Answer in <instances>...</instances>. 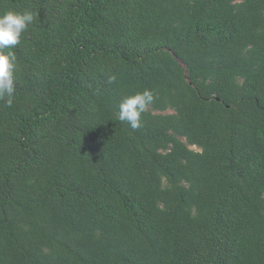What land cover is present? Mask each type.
<instances>
[{"label":"trees","instance_id":"trees-1","mask_svg":"<svg viewBox=\"0 0 264 264\" xmlns=\"http://www.w3.org/2000/svg\"><path fill=\"white\" fill-rule=\"evenodd\" d=\"M10 10L34 21L0 100V264H264V0Z\"/></svg>","mask_w":264,"mask_h":264},{"label":"clouds","instance_id":"clouds-1","mask_svg":"<svg viewBox=\"0 0 264 264\" xmlns=\"http://www.w3.org/2000/svg\"><path fill=\"white\" fill-rule=\"evenodd\" d=\"M33 21L34 15L31 11L10 10L0 14V100H4L8 107L14 102L17 71V58L10 49L21 43L23 34ZM6 49L9 50L5 51ZM114 81L113 76L109 83ZM154 99V92L149 89L124 97L118 106L119 120L127 123L131 129L138 130L143 124V114Z\"/></svg>","mask_w":264,"mask_h":264},{"label":"rangeland","instance_id":"rangeland-1","mask_svg":"<svg viewBox=\"0 0 264 264\" xmlns=\"http://www.w3.org/2000/svg\"><path fill=\"white\" fill-rule=\"evenodd\" d=\"M195 149H199V148H197V147H194Z\"/></svg>","mask_w":264,"mask_h":264}]
</instances>
